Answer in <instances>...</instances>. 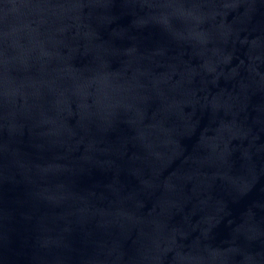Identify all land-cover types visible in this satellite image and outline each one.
I'll use <instances>...</instances> for the list:
<instances>
[{
	"label": "water",
	"instance_id": "1",
	"mask_svg": "<svg viewBox=\"0 0 264 264\" xmlns=\"http://www.w3.org/2000/svg\"><path fill=\"white\" fill-rule=\"evenodd\" d=\"M0 264H264V0H0Z\"/></svg>",
	"mask_w": 264,
	"mask_h": 264
}]
</instances>
